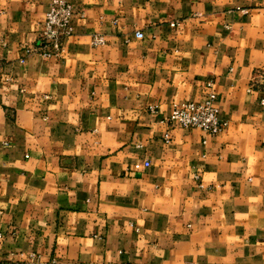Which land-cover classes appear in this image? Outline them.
<instances>
[{"label":"crops","instance_id":"obj_1","mask_svg":"<svg viewBox=\"0 0 264 264\" xmlns=\"http://www.w3.org/2000/svg\"><path fill=\"white\" fill-rule=\"evenodd\" d=\"M65 1L44 57L0 0V264H264V0ZM209 82L225 131L165 121Z\"/></svg>","mask_w":264,"mask_h":264},{"label":"built area","instance_id":"obj_2","mask_svg":"<svg viewBox=\"0 0 264 264\" xmlns=\"http://www.w3.org/2000/svg\"><path fill=\"white\" fill-rule=\"evenodd\" d=\"M75 15L74 7L70 2L53 0L47 13L44 29L39 34V45L35 50L44 57L62 56L66 50L65 39L74 32L73 19ZM81 16L84 15L81 13ZM136 36L143 38L144 33L138 31ZM92 41L95 46L103 45L105 37L101 34H95ZM30 50L31 48H28V51ZM258 76L264 80V71H261ZM209 87L211 90L203 101L175 103L171 114L165 121L169 122L172 126L200 128L213 136L225 131L229 126V122L221 116V110L216 104L217 94L212 89V82H209ZM166 140H170L169 133L166 134ZM150 165L149 161H146L144 164L145 167H149ZM137 167L140 168V165H137Z\"/></svg>","mask_w":264,"mask_h":264}]
</instances>
